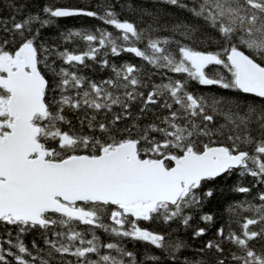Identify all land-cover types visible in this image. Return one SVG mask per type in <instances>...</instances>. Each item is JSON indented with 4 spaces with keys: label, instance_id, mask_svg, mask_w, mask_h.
I'll return each mask as SVG.
<instances>
[{
    "label": "snow or ice",
    "instance_id": "obj_1",
    "mask_svg": "<svg viewBox=\"0 0 264 264\" xmlns=\"http://www.w3.org/2000/svg\"><path fill=\"white\" fill-rule=\"evenodd\" d=\"M151 3H0V264H264V0Z\"/></svg>",
    "mask_w": 264,
    "mask_h": 264
},
{
    "label": "trees",
    "instance_id": "obj_2",
    "mask_svg": "<svg viewBox=\"0 0 264 264\" xmlns=\"http://www.w3.org/2000/svg\"><path fill=\"white\" fill-rule=\"evenodd\" d=\"M21 3L24 2V0H20ZM86 2V0H28V9L27 11H32L36 12L39 7H42L44 4H58V5H69V6H76V5H83ZM93 3H97L98 0H92ZM122 2H127V0H122ZM131 2L135 4H140L143 3L145 7L152 8L153 5L151 3V0H131ZM0 3H2V0H0ZM118 12L120 11L119 7L116 9ZM167 11H172L175 12L177 15H182L181 13L177 12L175 9H166ZM7 13H0V16L6 15ZM129 19L130 21H133L137 24L138 27H144L145 24L141 22V18L133 13H128L124 12L121 14V19ZM94 25H99L101 27H107L109 31L113 32L116 34V30L112 29L111 26H103L100 24L99 21H96L91 18H64L59 21V26L61 30H67L69 28L71 29H81V28H90ZM44 34L48 37H53L58 35L57 29L55 27L44 30ZM56 43L61 46V48H68L69 50H73L74 48L77 49H83L84 48V43L79 40H75L74 43H69V44H63L60 40H56ZM141 48L144 47L143 44L139 45ZM110 64L111 63H116L117 65L122 64V63H132L134 65L140 66L143 65L145 71H151L150 67L146 65L145 62H142L139 58L133 56L130 53H122L120 57H108ZM89 65H91L89 68H84L82 69V74L89 76L93 79L99 80V79H107L112 73H111V68L109 67L108 69H101L99 67V64L92 65V62L86 61ZM197 87V86H193ZM71 117V114H68ZM235 177H232L228 183H232L233 180H235ZM250 179V178H249ZM247 183V181H245ZM244 199L242 195H235L231 192H229L227 189H225L223 192L217 191L216 197L212 199L209 203H207L203 209L204 212L211 213L215 216L216 218V224L213 226H210V230L207 233V236L204 239H207L209 236L212 235V232L215 230V227L218 226L221 223H225L229 219H233L226 211V206L229 203H232L233 201ZM248 199H251V196L248 197ZM242 215H251V213H242ZM107 223L108 221L105 220ZM197 221L194 220L193 224L195 225ZM147 227H155V225H145ZM200 226H205L202 222ZM79 229H84L86 226L82 225H77ZM175 227V225H173ZM235 227V225H234ZM4 232V227L0 225V235H2ZM190 233V230H189ZM15 234V233H13ZM97 235L101 237L102 240H107L108 237L104 235L103 232L97 230ZM179 236L181 238H187L185 235V232L183 229H181L178 233H176L173 238H176V236ZM33 236L32 235H26L24 237V242L28 244L29 246L31 245V240ZM189 244H192L193 247H199L200 246V240L195 241L194 243L189 240ZM129 248L132 247L131 244L128 245ZM259 247V245H257ZM138 249H142V246L137 244ZM156 251V250H152ZM158 254V253H157ZM182 257L183 256H188L189 258H195L198 254L194 251H188L184 250L182 252ZM150 264V262H149Z\"/></svg>",
    "mask_w": 264,
    "mask_h": 264
}]
</instances>
